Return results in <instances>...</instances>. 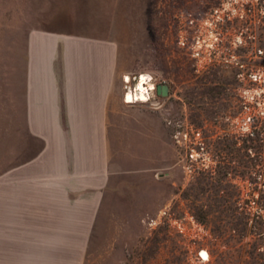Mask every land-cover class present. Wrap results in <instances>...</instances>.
I'll use <instances>...</instances> for the list:
<instances>
[{
    "label": "rangeland",
    "instance_id": "rangeland-1",
    "mask_svg": "<svg viewBox=\"0 0 264 264\" xmlns=\"http://www.w3.org/2000/svg\"><path fill=\"white\" fill-rule=\"evenodd\" d=\"M35 27L111 34L125 76L168 87L128 104L160 115V145L118 118L116 172L70 264H264V0H0V111Z\"/></svg>",
    "mask_w": 264,
    "mask_h": 264
},
{
    "label": "crops",
    "instance_id": "crops-1",
    "mask_svg": "<svg viewBox=\"0 0 264 264\" xmlns=\"http://www.w3.org/2000/svg\"><path fill=\"white\" fill-rule=\"evenodd\" d=\"M112 38L35 27L14 56L12 97L0 111L13 120L0 160V264L78 262L116 172L122 113L160 145V115L118 96V76L131 69L117 66ZM141 158L160 166L158 155Z\"/></svg>",
    "mask_w": 264,
    "mask_h": 264
},
{
    "label": "built area",
    "instance_id": "built-area-1",
    "mask_svg": "<svg viewBox=\"0 0 264 264\" xmlns=\"http://www.w3.org/2000/svg\"><path fill=\"white\" fill-rule=\"evenodd\" d=\"M127 76H129V75H127ZM137 77H134L133 78V81H132L131 76H129V79H126V76L125 75L123 76V82H124L123 102L125 104L146 103V104H149L150 106H154L156 104V102L154 101L155 97H158L160 95H158L157 94V91H156V86L158 84L152 80V76H150V81H152L153 87L152 88L151 87H148V89L145 92L146 95H147V100L140 101V100H136V98H134L133 102H129L128 99L126 98L128 92H131V93L136 92L135 82L137 80ZM188 150H189V153L191 152V150H195L194 147L192 146V143H190L189 145H187V151ZM190 154L193 155L192 153H190Z\"/></svg>",
    "mask_w": 264,
    "mask_h": 264
},
{
    "label": "bare ground",
    "instance_id": "bare-ground-1",
    "mask_svg": "<svg viewBox=\"0 0 264 264\" xmlns=\"http://www.w3.org/2000/svg\"><path fill=\"white\" fill-rule=\"evenodd\" d=\"M126 79L129 78L126 76ZM135 87H136V92L134 93L128 92L126 97L128 101L133 102L134 98L140 101L147 100V95L145 92L148 89V87L151 88L153 87V84L150 81V76L146 74H140L135 82ZM202 256L204 257V254Z\"/></svg>",
    "mask_w": 264,
    "mask_h": 264
},
{
    "label": "water",
    "instance_id": "water-1",
    "mask_svg": "<svg viewBox=\"0 0 264 264\" xmlns=\"http://www.w3.org/2000/svg\"><path fill=\"white\" fill-rule=\"evenodd\" d=\"M157 94L160 96H167L168 95V87L166 84H158L156 86Z\"/></svg>",
    "mask_w": 264,
    "mask_h": 264
}]
</instances>
